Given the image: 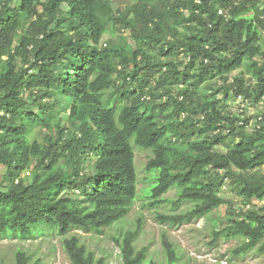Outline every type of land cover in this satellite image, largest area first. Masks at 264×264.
Returning <instances> with one entry per match:
<instances>
[{
	"label": "trees",
	"instance_id": "obj_1",
	"mask_svg": "<svg viewBox=\"0 0 264 264\" xmlns=\"http://www.w3.org/2000/svg\"><path fill=\"white\" fill-rule=\"evenodd\" d=\"M111 21L132 43L102 45ZM213 80L226 98L264 101V0H133L123 10L112 0H0V239L28 238L38 224L65 235L125 218L138 192L133 142L153 151L154 204L173 188L175 207L194 204L165 222L229 203L220 193L228 181L245 207L264 200V113L247 129V118L202 97ZM35 128L43 142H30ZM228 219L221 232L246 239L236 253L264 239V206ZM139 233L124 238V264L145 260L133 246ZM64 246L73 264H105L76 236ZM16 264L42 263L19 251Z\"/></svg>",
	"mask_w": 264,
	"mask_h": 264
},
{
	"label": "rangeland",
	"instance_id": "obj_2",
	"mask_svg": "<svg viewBox=\"0 0 264 264\" xmlns=\"http://www.w3.org/2000/svg\"><path fill=\"white\" fill-rule=\"evenodd\" d=\"M112 1L114 7H120L122 10L127 4L133 3V0ZM128 40L132 43L130 31L122 30L119 23L111 21L101 42L103 46L105 44L110 46ZM238 76L239 72L235 71L231 74V80ZM246 79L248 83L252 82L249 76ZM207 84L209 85H203L199 89L202 97L219 99L223 110L232 112L236 117L247 118V129L249 130H254L259 125L257 118L264 113V101L260 105H255L234 95L226 98L223 92L218 91L219 84H222L220 81L213 80ZM60 111L62 124L68 125L69 112L66 106H63ZM36 138L44 141L39 128H35L31 133L30 142ZM133 147L138 175V192L125 218L100 230L74 229L65 235H61L50 227H45V224L35 225L33 229H39L28 238L9 236L0 239V264H16L19 251H23L32 262L40 260L42 264H73L64 246L65 240L73 236L78 237L81 244L85 245L96 259H102L105 264H124L122 254L124 238L129 232L137 229L140 233L133 246L137 254L140 252L145 254L142 264H167L170 257L169 250L174 252L177 264H264V251L261 249L264 239L254 249L240 254L236 253V250L246 242L245 237L238 234L230 236L227 231L221 232L229 224V213H237L249 208L258 210L264 206V200H253L251 205L245 207L243 198L234 191L228 181L220 193L229 203L192 222L180 225L165 222L161 219L162 215L186 212L194 204L183 202L179 207H175L178 188L171 189L161 197L165 199L163 204H154L151 195L157 172L147 170V163L154 155L153 151L138 147L134 142ZM216 148L221 152L226 151L223 146ZM5 172V167L0 165V183H4ZM31 173V169L26 170L22 173V177H30Z\"/></svg>",
	"mask_w": 264,
	"mask_h": 264
}]
</instances>
